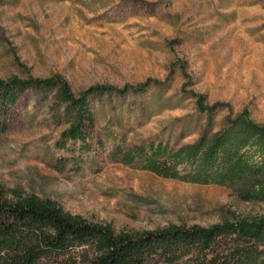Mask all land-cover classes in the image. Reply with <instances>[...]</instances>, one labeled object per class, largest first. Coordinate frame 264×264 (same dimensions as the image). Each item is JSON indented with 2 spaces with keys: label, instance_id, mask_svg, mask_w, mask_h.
Segmentation results:
<instances>
[{
  "label": "rangeland",
  "instance_id": "obj_1",
  "mask_svg": "<svg viewBox=\"0 0 264 264\" xmlns=\"http://www.w3.org/2000/svg\"><path fill=\"white\" fill-rule=\"evenodd\" d=\"M14 77L56 84L0 108V199H50L115 233L264 216V201L233 187L163 178L122 156L195 141L208 119L191 93L221 104L212 131L243 111L264 125V0H0V80ZM60 79L74 97L111 88L88 94L84 137L65 136L73 114ZM236 247L228 235L173 264L223 261Z\"/></svg>",
  "mask_w": 264,
  "mask_h": 264
},
{
  "label": "trees",
  "instance_id": "obj_2",
  "mask_svg": "<svg viewBox=\"0 0 264 264\" xmlns=\"http://www.w3.org/2000/svg\"><path fill=\"white\" fill-rule=\"evenodd\" d=\"M61 80V79H60ZM59 100L73 121L65 136L84 137V122L93 121L88 94H104L110 87H92L74 97L64 81ZM55 78L0 80V108L10 107L30 85L45 91ZM207 128L191 142L170 148L150 141L136 153H123L124 161L163 178L183 182L233 187L248 201H264V125L246 111L226 115L222 126L212 131L213 114L221 104L206 105L204 97L191 93ZM12 198L0 199V264H37L48 259L54 264H173L190 252L213 253L219 241L234 235L237 247L223 261L213 256L202 264H264V216L235 218L209 227L170 225L138 233H115L110 225L89 222L65 212L55 201L24 196L11 190ZM233 260V261H234Z\"/></svg>",
  "mask_w": 264,
  "mask_h": 264
}]
</instances>
